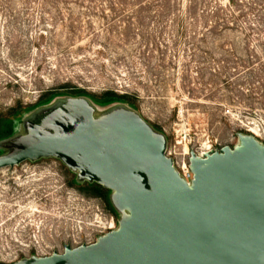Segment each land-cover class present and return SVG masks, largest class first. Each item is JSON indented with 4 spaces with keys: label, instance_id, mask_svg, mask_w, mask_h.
Listing matches in <instances>:
<instances>
[{
    "label": "rangeland",
    "instance_id": "374dc122",
    "mask_svg": "<svg viewBox=\"0 0 264 264\" xmlns=\"http://www.w3.org/2000/svg\"><path fill=\"white\" fill-rule=\"evenodd\" d=\"M217 1L226 2L0 0V114L27 115L51 93L115 92L132 104L94 105L96 116L131 106L165 135L178 169L191 150L232 147L238 132L264 144V7L243 0L233 25L206 31L202 14ZM73 175L56 157L0 168V264L117 227L124 213L74 186Z\"/></svg>",
    "mask_w": 264,
    "mask_h": 264
},
{
    "label": "water",
    "instance_id": "95a60500",
    "mask_svg": "<svg viewBox=\"0 0 264 264\" xmlns=\"http://www.w3.org/2000/svg\"><path fill=\"white\" fill-rule=\"evenodd\" d=\"M115 103L127 105L57 95L19 114L0 140V168L59 158L77 182L109 189L124 213L92 243L13 264H264V144L238 132L232 147L191 150L186 180L166 155L165 135L134 108L96 116L94 105Z\"/></svg>",
    "mask_w": 264,
    "mask_h": 264
},
{
    "label": "trees",
    "instance_id": "16d2710c",
    "mask_svg": "<svg viewBox=\"0 0 264 264\" xmlns=\"http://www.w3.org/2000/svg\"><path fill=\"white\" fill-rule=\"evenodd\" d=\"M258 1V2H257ZM243 0H226L225 3H222L221 1H217L216 4L212 9H208L205 11H202V17L204 19L203 21V27L206 29V31H216L220 28L227 29L230 25L234 24V20L242 16V10L241 8H237V5L242 3ZM253 5H257L258 7H264V0H256L254 2H251L247 9L252 8ZM188 14L191 13L194 8L192 4H189L187 6ZM228 11V15H224L223 12ZM238 11V13H237ZM221 31V30H219ZM70 95L77 96V95H83L88 94L83 89H77L74 91L68 92ZM105 94H109L106 95ZM104 95L96 97L94 95H91L95 102L100 104H106L113 101H121V102H128L132 104V101L129 100L128 96L125 94H117L115 92H105ZM59 94L51 93L46 95L43 99L40 100L36 105H33V107L40 105V104H46L50 102L55 96ZM31 107V108H33ZM22 111H16L13 113H7L6 115L0 114V140L8 137L14 132V125H15V119L17 117V114H21ZM244 133H249L248 131H242ZM71 183L74 186L79 187L84 191V193L89 194H95L101 198H103V201L106 203L109 211L111 213H115V209L112 206L109 198V189L102 187L100 184L96 182H77L75 180V175H73Z\"/></svg>",
    "mask_w": 264,
    "mask_h": 264
},
{
    "label": "built area",
    "instance_id": "2783aa9c",
    "mask_svg": "<svg viewBox=\"0 0 264 264\" xmlns=\"http://www.w3.org/2000/svg\"><path fill=\"white\" fill-rule=\"evenodd\" d=\"M201 154V153H200ZM176 166V165H175ZM177 168V167H176ZM178 169V168H177ZM178 171L182 174V176L186 179V180H190L192 178V172L189 169V167H186L184 165V168L181 167L180 169H178Z\"/></svg>",
    "mask_w": 264,
    "mask_h": 264
}]
</instances>
